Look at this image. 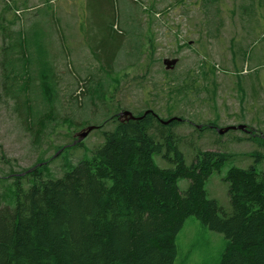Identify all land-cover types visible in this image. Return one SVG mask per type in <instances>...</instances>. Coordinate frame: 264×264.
Masks as SVG:
<instances>
[{"label":"rangeland","instance_id":"374dc122","mask_svg":"<svg viewBox=\"0 0 264 264\" xmlns=\"http://www.w3.org/2000/svg\"><path fill=\"white\" fill-rule=\"evenodd\" d=\"M250 3L0 0L2 25L12 31L25 28L28 34L40 26L46 33L60 79L59 120L37 146L21 126L12 102L0 96V177L10 183L39 162H46L48 170L61 176L67 165L91 157L104 142L105 128L113 127L109 122L95 128L83 145L63 152L60 146L72 142L86 127L76 124L98 125L122 110L137 115L153 109L163 119L171 114L184 118L176 130L183 138L187 164L198 149L233 155L206 183L209 197L232 212L229 185L224 181L229 168L258 164L264 172V161L252 155L264 153L260 142L264 138V18L256 12L257 5L254 15L244 13ZM112 20L124 36L110 67L93 42L99 38L97 29ZM3 42L0 32V63ZM167 58L178 59L173 70L166 69ZM1 69L0 64V94ZM231 125L245 128L219 133L218 129ZM155 158L159 166H168L161 155ZM188 185L189 180L179 181L181 191ZM176 242L174 264H220L226 248L224 234L203 226L196 217L187 219Z\"/></svg>","mask_w":264,"mask_h":264},{"label":"trees","instance_id":"16d2710c","mask_svg":"<svg viewBox=\"0 0 264 264\" xmlns=\"http://www.w3.org/2000/svg\"><path fill=\"white\" fill-rule=\"evenodd\" d=\"M256 5L264 18V0H251L244 13L254 15ZM103 26L93 43L111 67L124 35L114 20ZM40 29L28 34L0 23V96L12 102L35 146L59 120L60 97L56 62ZM150 110L133 112L140 119L122 121L114 113L95 122L96 128L109 122L113 127L105 128L104 142L91 157L67 165L61 176L39 162L10 183L0 177V264H174L177 236L190 217L224 234L220 264H264V172L258 164L229 168L224 181L232 212H227L209 197L206 183L233 155L198 149L187 164L176 130L184 118L164 124L161 120L177 116L163 119ZM76 138L60 149L83 145L73 144ZM260 142L264 145L263 137ZM156 155L168 166H159ZM252 155L264 161V153ZM182 179L189 180L185 191Z\"/></svg>","mask_w":264,"mask_h":264},{"label":"water","instance_id":"95a60500","mask_svg":"<svg viewBox=\"0 0 264 264\" xmlns=\"http://www.w3.org/2000/svg\"><path fill=\"white\" fill-rule=\"evenodd\" d=\"M177 63H178V59L177 58H173V59H165L164 60V64H165V67H166V69L167 70H173L175 67H176V65H177ZM152 110H148V111H146V113L145 114H147L148 112H151ZM117 116L119 117V119L120 120H130V119H140V118H142V116H136V115H134L133 114V112L132 111H130V110H122V111H120L118 114H117ZM173 120H181V118H179V117H172V118H170V119H168V120H161L162 121V123H164V124H168V123H170L171 121H173ZM96 128V126L95 125H89V126H87V127H85V128H83L81 131H79L77 134H76V136H77V139H76V141L73 143V144H76L77 142H80V141H82L84 138H86L88 135H89V133L93 130V129H95ZM237 128H239V129H244L245 128V125H238V126H236V125H231V126H227V127H225V128H220V129H218V131H219V133H225V132H227V131H229V130H231V129H237ZM59 154V153H58Z\"/></svg>","mask_w":264,"mask_h":264},{"label":"flooded vegetation","instance_id":"af4514ba","mask_svg":"<svg viewBox=\"0 0 264 264\" xmlns=\"http://www.w3.org/2000/svg\"><path fill=\"white\" fill-rule=\"evenodd\" d=\"M34 169H35V168L30 169V171H31V170H34Z\"/></svg>","mask_w":264,"mask_h":264}]
</instances>
